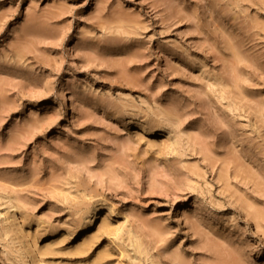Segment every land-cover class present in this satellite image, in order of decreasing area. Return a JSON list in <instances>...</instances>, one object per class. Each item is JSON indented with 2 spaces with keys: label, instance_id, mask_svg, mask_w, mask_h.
I'll return each instance as SVG.
<instances>
[{
  "label": "rangeland",
  "instance_id": "obj_1",
  "mask_svg": "<svg viewBox=\"0 0 264 264\" xmlns=\"http://www.w3.org/2000/svg\"><path fill=\"white\" fill-rule=\"evenodd\" d=\"M0 264H264V0H0Z\"/></svg>",
  "mask_w": 264,
  "mask_h": 264
},
{
  "label": "bare ground",
  "instance_id": "obj_2",
  "mask_svg": "<svg viewBox=\"0 0 264 264\" xmlns=\"http://www.w3.org/2000/svg\"><path fill=\"white\" fill-rule=\"evenodd\" d=\"M98 213H99V211H98L97 209H95V212H94L93 215L90 217V219L93 218V220H92V222H91V225H92L93 223H96Z\"/></svg>",
  "mask_w": 264,
  "mask_h": 264
}]
</instances>
